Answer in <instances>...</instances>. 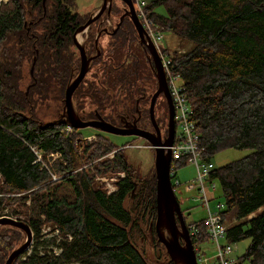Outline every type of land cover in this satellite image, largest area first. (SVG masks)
Masks as SVG:
<instances>
[{"label":"trees","instance_id":"obj_1","mask_svg":"<svg viewBox=\"0 0 264 264\" xmlns=\"http://www.w3.org/2000/svg\"><path fill=\"white\" fill-rule=\"evenodd\" d=\"M147 6L159 32L193 44L167 53L183 81L203 160L229 149L251 151L215 168L211 180L226 202L227 240L250 241L240 262L264 264V0H150ZM76 7V0H7L0 7V217L14 212L34 235L31 254L13 264H149L132 231L140 211H157L155 172L137 179L144 184L137 191L124 149L99 138L79 152L78 137L64 133L67 124L44 122L37 112L58 99L70 76L73 36L90 17ZM119 174L117 191L108 195L98 178ZM134 195L143 208L137 216L125 205ZM195 224L202 228L203 221ZM46 229L59 233L43 241ZM23 232L0 227V264L24 244Z\"/></svg>","mask_w":264,"mask_h":264},{"label":"flooded vegetation","instance_id":"obj_2","mask_svg":"<svg viewBox=\"0 0 264 264\" xmlns=\"http://www.w3.org/2000/svg\"><path fill=\"white\" fill-rule=\"evenodd\" d=\"M114 1L120 4H113ZM113 2L107 4L101 16L81 31V28L90 20V17L86 18L85 23L74 34L70 76L66 78L68 80L63 83L64 86L59 87L57 104H54L56 111L47 113L50 117L47 122H56L59 126L67 124L64 133L67 136L78 137L76 140L79 152L86 151L95 142H99V138L113 145L107 138L108 135L165 141L170 134L171 111L168 99L165 97L166 90L169 92L170 90L167 84L168 88L160 91L163 86L159 84L155 59L148 47L150 44L148 35L144 32L142 22L139 20L144 32L143 41L131 19L132 15L127 4L121 0H113ZM105 14H107L106 17ZM85 31L87 36L83 41L82 33ZM105 36L109 37L108 45L103 48L100 41ZM83 48L84 58L81 52ZM156 53L158 54L157 51ZM87 68L83 79L71 95L70 104L67 101L68 87L79 78L80 72ZM131 73L133 77L129 81L123 79ZM89 74L90 77H88ZM48 101L51 102L52 99L49 98ZM172 109L176 130L175 109ZM85 123L94 125L76 126ZM86 129L96 130L97 133L95 136L88 135L84 132ZM120 149H125V146ZM134 182L137 184V191L140 192L144 184L137 179ZM157 213L158 211L155 216H151L145 209L140 211L142 217L136 221L137 225L132 231L138 237L133 242L138 247V240L151 241L154 252L150 256L147 254L150 249L144 251L138 247L149 264H174L166 253L165 245L159 241L155 227ZM164 233L166 237H169L168 230ZM178 239L184 246V240L181 237Z\"/></svg>","mask_w":264,"mask_h":264},{"label":"built area","instance_id":"obj_3","mask_svg":"<svg viewBox=\"0 0 264 264\" xmlns=\"http://www.w3.org/2000/svg\"><path fill=\"white\" fill-rule=\"evenodd\" d=\"M135 6V10L138 19L142 22L144 32L147 33L149 40L155 47L156 51L161 58L163 71L165 73L167 84L169 86L170 94L174 103L175 109V119H176V134H174V144L170 148L172 150V165L170 170V176L172 179V184L174 191L176 187H181L184 184L177 178V169L181 166L183 162L190 164L196 169V178L193 182L188 183L185 187L186 191L189 193L197 192L202 197V203L205 209L206 216L203 219L202 228L198 224L188 225V231L190 239L194 244V249L196 253L198 264H237V260L233 256L232 243L227 240V230L228 226L223 220L222 211L225 210L226 206L223 204L218 205L217 210H212L210 207L209 191L215 193L217 191L216 183L211 180V172H214V165L211 161L203 160L201 154V140L197 132L196 123L193 122V111L190 108L191 105L188 102L187 96L185 94V88L183 86V81L180 76L173 74L172 72V62L170 57H168L167 48L165 46V36L163 33L159 32L155 23L150 19L147 13V0H132ZM180 128V131H177ZM35 154H38L35 153ZM115 154V153H114ZM113 154V155H114ZM112 155V156H113ZM58 158L56 155H52V158ZM52 175V180L56 181L57 176ZM124 174H119L118 176H111V178L100 177L98 181L104 186V190L107 191L108 195L115 193L117 190L118 178L123 177ZM4 218V217H0ZM50 230V229H49ZM59 230L55 231L58 235ZM203 240L210 241L214 246V252L216 255L213 257H208L206 252H203L201 248V242ZM221 240H225V244H221ZM54 254L59 256L62 251L58 248L53 249Z\"/></svg>","mask_w":264,"mask_h":264},{"label":"rangeland","instance_id":"obj_4","mask_svg":"<svg viewBox=\"0 0 264 264\" xmlns=\"http://www.w3.org/2000/svg\"><path fill=\"white\" fill-rule=\"evenodd\" d=\"M104 1L105 0H76V3H77L76 9L81 15L89 14L90 17H94L103 8ZM6 2L7 0H0V7H1V4L6 3ZM113 4H120V3L118 1H114ZM158 11L160 13H164L163 8H159ZM104 16L106 17L107 14H105ZM86 33L87 31L82 33V35H84L83 41L86 40V36H87ZM108 38L109 37L105 36L100 41V44L102 45L103 48H106V45H108ZM79 41L81 42L80 38H79ZM164 44L166 45L167 49L170 52H174V51L183 52L193 47V44H183L180 38L173 33L165 34ZM90 76L91 75L89 74L88 77ZM54 104H57V101L50 102L47 100V101H44V104L42 105L41 108L39 107L37 109L38 115L40 117L44 116V122H47L50 118L49 116H47V113H50L51 111H56L54 109ZM177 131L179 132L180 128H177ZM84 132L88 135H94V136L97 133L96 130H93V129H86ZM107 138H109L111 143H113V145L117 146L118 148H122L123 146H125V149L123 150V152L128 160V163L131 164L132 168L134 169L133 176H135L136 179L139 180V179L146 178L147 175L150 173L152 174L155 172L156 174V167H155V162H154L156 158V152H155V149L151 148L152 145L148 140L141 139V138L126 137V136L120 137V136H114V135H108ZM250 153H251L250 150L229 149V150L216 154L214 158L211 159V162L214 165V167L218 169L225 165L227 166V164L233 161L239 160L240 158L245 157L249 155ZM113 154L114 152L109 155L110 158H112ZM56 160L57 158L55 157L54 159L51 160V162L52 161L55 162ZM195 173H196L195 167L190 164H186V165L180 166L177 169L176 175H177V178L182 182V184H184L183 186H186L188 183L193 182V180L196 178ZM111 176H118V175H107L104 177L111 178ZM215 183H216L215 185L217 186V191H215V193L212 191H209V198H208V200H210V207L212 210H217L219 204H223V205L226 204L222 191H221V187L219 186V183L218 182H215ZM183 186L176 187L175 195L177 197V201L180 202L181 209L183 211L182 213L184 214L186 223L190 226L191 224L195 222L197 223V222H200L201 220L203 221V219L206 216V213L204 212L205 209H204V206L201 200L202 199L201 195H199L197 192L189 193L186 191L185 187ZM133 197L134 198L128 199L125 202L126 203L125 205L129 210L133 212V214L137 216L140 209L142 208V203L140 202L141 198L140 197L135 198V195ZM9 213L12 215L10 216V218L15 219L14 212L9 211ZM141 217L142 216L139 215V218ZM135 219L137 221L139 220L136 217ZM48 230L49 229H46L44 231L45 237L43 236L42 238L43 241L45 238L49 239L50 237L55 235V233H50L48 232ZM137 237L138 235L132 232L133 240H136ZM26 241H27V235L25 233L24 243H26ZM33 243L34 241H32V244L30 245L31 246L30 249L26 251L28 254H31L33 250L32 249L33 247L32 245H34ZM225 243H226L225 240H221V244H225ZM249 243H250L249 240H245L240 243L231 244L233 247V251H234L232 257L237 260V264H250L248 263V261L244 263L240 262V258L245 254L246 252L245 249L248 248ZM47 244L53 247H56L55 245H52L53 242H51V240L45 241V245ZM138 245H139L138 247L141 250L148 251V249H150V251H148L147 253L148 256H150V254L154 252L153 245L151 244L150 240L149 242L145 240L144 242L138 240ZM201 248L203 252H206L208 257H213L216 255V252H214L215 250H214L213 244L208 240H203L201 242Z\"/></svg>","mask_w":264,"mask_h":264},{"label":"water","instance_id":"obj_5","mask_svg":"<svg viewBox=\"0 0 264 264\" xmlns=\"http://www.w3.org/2000/svg\"><path fill=\"white\" fill-rule=\"evenodd\" d=\"M125 4L128 5L130 8V12L132 15V20L134 21L138 32L141 36V38L144 41V32L142 25L139 22V19L136 15L135 6L132 0H121ZM113 0H105L104 6L102 10L96 14V16L91 17L90 20H88V23L81 28V31L84 30L88 25H90L94 20H96L99 16H101L102 12L105 10V6L107 4H112ZM148 47L154 56L156 63V71L158 72V78H159V84L163 86L161 90H165L167 86V79L165 76L161 62V58L158 57V54L155 51L154 46L152 45V42L150 41V44H148ZM83 58L85 56L84 54V48L81 49ZM87 69H83L82 72H80L79 78L68 87L67 91V101L71 104V95L73 91L77 88L78 83L83 79L84 73L87 72ZM163 90V91H164ZM165 97H167L169 106H170V134L168 135V139L165 141L162 140H154L151 139L148 141L151 143L152 148L155 149L156 152V158H155V167H156V178H157V187H156V202H157V225L155 226L157 228V232L159 235V241L163 242L165 245L167 252L171 261L174 262V264H198L196 253L194 252V244L192 240L190 239L189 231H188V225L185 223L184 216L181 213V205L179 201H177V197L175 195L174 188H172V180L170 174L171 165H172V150L170 149L174 144L176 133L175 127H174V110L172 108L174 107V103L172 100V96L168 90H166ZM158 95V94H157ZM80 121V120H79ZM88 125L93 126L92 123H85L82 125L77 124L78 127H86ZM108 129V128H106ZM110 130V129H109ZM113 131V130H112ZM120 132V131H118ZM1 226H11L14 228H18L20 230H23L24 233L27 235V241L21 247H19L17 250L13 251L8 259H6L5 264H13L16 258L20 257L24 252L28 251L30 249V245L33 241V233L28 224H26L23 221L14 220L9 217L0 218V227ZM169 231V237L165 236V231ZM181 237L182 240H184L185 245L182 246L180 243V240L178 239Z\"/></svg>","mask_w":264,"mask_h":264},{"label":"bare ground","instance_id":"obj_6","mask_svg":"<svg viewBox=\"0 0 264 264\" xmlns=\"http://www.w3.org/2000/svg\"><path fill=\"white\" fill-rule=\"evenodd\" d=\"M52 158V157H51Z\"/></svg>","mask_w":264,"mask_h":264}]
</instances>
